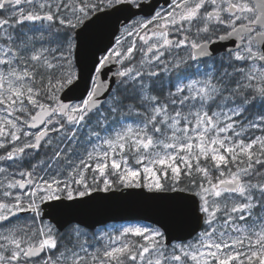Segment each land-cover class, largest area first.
Masks as SVG:
<instances>
[{
  "label": "snow or ice",
  "instance_id": "1",
  "mask_svg": "<svg viewBox=\"0 0 264 264\" xmlns=\"http://www.w3.org/2000/svg\"><path fill=\"white\" fill-rule=\"evenodd\" d=\"M0 264H264V0H0Z\"/></svg>",
  "mask_w": 264,
  "mask_h": 264
},
{
  "label": "water",
  "instance_id": "2",
  "mask_svg": "<svg viewBox=\"0 0 264 264\" xmlns=\"http://www.w3.org/2000/svg\"><path fill=\"white\" fill-rule=\"evenodd\" d=\"M99 215H112L115 217H135L142 215H150V206L138 201L134 198H129L127 201L116 199L110 206L99 210ZM117 220L115 222H119Z\"/></svg>",
  "mask_w": 264,
  "mask_h": 264
},
{
  "label": "rangeland",
  "instance_id": "3",
  "mask_svg": "<svg viewBox=\"0 0 264 264\" xmlns=\"http://www.w3.org/2000/svg\"><path fill=\"white\" fill-rule=\"evenodd\" d=\"M121 222H123V221H121Z\"/></svg>",
  "mask_w": 264,
  "mask_h": 264
}]
</instances>
